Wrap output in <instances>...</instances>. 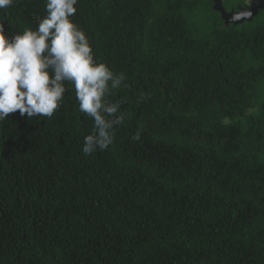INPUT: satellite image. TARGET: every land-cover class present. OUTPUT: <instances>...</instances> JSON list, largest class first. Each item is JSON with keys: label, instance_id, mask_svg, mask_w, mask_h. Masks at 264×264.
<instances>
[{"label": "trees", "instance_id": "1", "mask_svg": "<svg viewBox=\"0 0 264 264\" xmlns=\"http://www.w3.org/2000/svg\"><path fill=\"white\" fill-rule=\"evenodd\" d=\"M76 7L95 58L126 75L109 98L125 121L83 155L93 121L68 86L53 117L0 122V264H264V11L226 27L213 0ZM45 15L15 0L0 24Z\"/></svg>", "mask_w": 264, "mask_h": 264}, {"label": "clouds", "instance_id": "2", "mask_svg": "<svg viewBox=\"0 0 264 264\" xmlns=\"http://www.w3.org/2000/svg\"><path fill=\"white\" fill-rule=\"evenodd\" d=\"M15 0H0L7 10ZM79 0H45L46 15L35 30L14 35L0 24V122L10 113L51 118L62 106L70 86L79 111L93 121L83 139L82 154L105 151L114 143L116 128L125 121L124 99H109L125 85L126 75L95 58L85 30L74 22ZM138 129L132 139L138 141Z\"/></svg>", "mask_w": 264, "mask_h": 264}, {"label": "water", "instance_id": "3", "mask_svg": "<svg viewBox=\"0 0 264 264\" xmlns=\"http://www.w3.org/2000/svg\"><path fill=\"white\" fill-rule=\"evenodd\" d=\"M213 1L214 10L221 14L226 27H228L230 24L242 25L246 21H252L260 14L261 10H264V0H252L248 9L239 8L238 11L234 9L227 11L223 0Z\"/></svg>", "mask_w": 264, "mask_h": 264}, {"label": "flooded vegetation", "instance_id": "4", "mask_svg": "<svg viewBox=\"0 0 264 264\" xmlns=\"http://www.w3.org/2000/svg\"><path fill=\"white\" fill-rule=\"evenodd\" d=\"M251 1H252V0H249V2H248L249 7H250V4H251ZM249 7H248V8H249ZM239 8H243V7H240V6H239V7H238V10H239ZM248 8H246V9H248ZM238 10H237V11H238ZM261 11H264V10H261ZM261 11H260V12H261Z\"/></svg>", "mask_w": 264, "mask_h": 264}]
</instances>
